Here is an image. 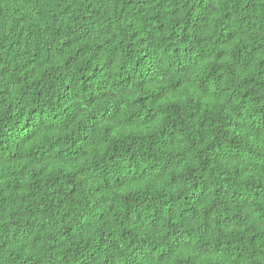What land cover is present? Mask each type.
<instances>
[{
    "label": "trees",
    "instance_id": "trees-1",
    "mask_svg": "<svg viewBox=\"0 0 264 264\" xmlns=\"http://www.w3.org/2000/svg\"><path fill=\"white\" fill-rule=\"evenodd\" d=\"M0 264H264V0H0Z\"/></svg>",
    "mask_w": 264,
    "mask_h": 264
}]
</instances>
